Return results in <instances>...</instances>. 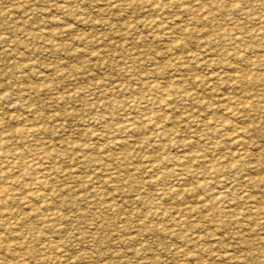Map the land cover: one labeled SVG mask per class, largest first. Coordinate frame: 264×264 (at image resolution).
Wrapping results in <instances>:
<instances>
[{
    "label": "rangeland",
    "instance_id": "obj_1",
    "mask_svg": "<svg viewBox=\"0 0 264 264\" xmlns=\"http://www.w3.org/2000/svg\"><path fill=\"white\" fill-rule=\"evenodd\" d=\"M1 151L0 264H264V0H0Z\"/></svg>",
    "mask_w": 264,
    "mask_h": 264
},
{
    "label": "bare ground",
    "instance_id": "obj_2",
    "mask_svg": "<svg viewBox=\"0 0 264 264\" xmlns=\"http://www.w3.org/2000/svg\"><path fill=\"white\" fill-rule=\"evenodd\" d=\"M259 17H260V16H259ZM260 33H261V32H260ZM1 137H3V136H1ZM18 148H19V147H18ZM13 150H14V149H13ZM33 150H34L33 152H35V149H33ZM36 150H37V149H36ZM16 151H17V150H16ZM22 151H23V150H22ZM22 151H21V152H22ZM38 151H39V150H38ZM21 152H20V153H21ZM36 152H37V151H36ZM0 153H2V151H1ZM16 153H17V152H16ZM3 154H4V152H3ZM17 154H18V153H17ZM39 154H40V153H39ZM7 155H8V154H7ZM41 155H42V154H41ZM54 155H55V154H54ZM11 156H12V155H10V157H11ZM13 156H15V155L13 154ZM13 156H12V157H13ZM16 156H18V155H16ZM24 156L27 157V155H24ZM35 156H37V155H35ZM1 157H2V156H1ZM6 157H7V156H6ZM26 157H25V158H26ZM33 157H34V156H33ZM44 157L46 158V156H44ZM19 158H20V156H19ZM30 158H31V157H30ZM21 159H24V157H23V158L21 157ZM32 159H33V158H32ZM32 159H31V160H32ZM6 160H7V159H6ZM8 160L10 161V158H9ZM8 160H7V161H8ZM15 160H17V159H15ZM27 160H28V159H27ZM34 160H35V159H34ZM12 161H13V159H12ZM2 162H3V161H2ZM19 162H20V161H19ZM19 162L17 161V163H19ZM30 162H31V161H30ZM35 162H36V161H35ZM47 162H48V161H47ZM10 163H11V162H10ZM12 163H13V162H12ZM21 163H22V162H21ZM21 163H20V164H21ZM27 163H28V161H27ZM27 163H26L25 165H27ZM33 163H34V162H33ZM2 164H3V163H2ZM8 164H9V163H8ZM13 164H15V163H13ZM20 164H19V165H20ZM31 164H32V163H31ZM31 164H30V165H31ZM36 164H37V163H35V165H36ZM9 165H10V164H9ZM19 165H18V167H19ZM51 165H52V164H51ZM12 166H13V165H12ZM12 166H11L10 168H12ZM15 166H16V165H15ZM33 166H34V165H33ZM42 166H43V165H42ZM42 166L40 165V167H42ZM2 167H3V165H2ZM13 167H14V166H13ZM21 167H23V166H21ZM25 167H26V166H25ZM35 167L37 168L38 166H35ZM0 168H1V167H0ZM23 168H24V167H23ZM1 169H2V168H1ZM3 169H4V168H3ZM6 169H7V168H6ZM16 169H17V168H15V170H16ZM27 169H29V168H27ZM30 169H31V168H30ZM37 169H39V168H37ZM42 169H44V168H42ZM32 170H33V169H32ZM39 170H40V169H39ZM5 171H6V170H5ZM9 171H10V169H9ZM11 171H12V170H11ZM34 171H35V170H34ZM34 171H33V172H34ZM36 171H37V170H36ZM36 171H35V174H36ZM42 171H43V170H42ZM45 171H47V169H46ZM52 171H54V169H53ZM58 171H59V170H57V172H58ZM28 172H29V170H28ZM40 172H41V171H40ZM5 173H6V172H5ZM53 173H54V172H53ZM8 174H9V173H8ZM28 174L31 175L30 173H28ZM49 174H52V172L49 173ZM0 175H1V174H0ZM2 175H3V174H2ZM12 175H13V174H12ZM19 175H20V174H19ZM24 175H25V174H24ZM32 175H33V174H32ZM32 175H31V176H32ZM41 175H42V172H41ZM53 175H54V174H53ZM3 176H5V175H3ZM3 176H2V177H3ZM6 176H7V175H6ZM35 176H37V174H36V175H33L32 177H35ZM43 176H44V175H43ZM45 176H46V175H45ZM51 176H52V175H51ZM51 176H49V177H51ZM47 177H48V176H47ZM53 177H54V176H53ZM3 178H4V177H3ZM8 178H10V177H8ZM15 179H16V178H15ZM15 179H14L13 182L17 181V180H15ZM20 179H21V178H20ZM24 179H26V178H24ZM24 179H23V180H24ZM30 179H31V178H30ZM33 179H34V178H33ZM33 179H32V180H33ZM44 179H45V178H44ZM54 179H55V178H54ZM2 180H3V179H2ZM8 180H9V179H8ZM23 180H22V181H23ZM4 181H5V180H4ZM25 181H26V180H25ZM35 181H36V183L39 184V185H40V184L42 185L43 183H45L44 180L41 179V176L36 177ZM45 181H46V180H45ZM56 181H57V179H56ZM59 181H60V180H59ZM19 182H20V181H19ZM33 182H34V181H33ZM46 182H47V181H46ZM30 183H31V182H30ZM61 183H62V182H61ZM6 184H7V186H8V185L11 184V183L9 182V184H8V183H6ZM26 185H27V184H26ZM41 185H40V186H41ZM47 185H49V184H47ZM50 185H51V184H50ZM63 185H64V183H63ZM7 186H6V187H7ZM32 186H34V185H32ZM40 186H39V187H40ZM44 186H45V185H44ZM20 187H21V185H20ZM27 187H28V186H27ZM41 187H42V186H41ZM45 187H46V186H45ZM2 188H3V187L1 186V189H2ZM8 188H9V187H8ZM36 188H37V187H36ZM47 188H48V187H47ZM57 188H58V187H57ZM6 189H7V188H6ZM12 189H13V188H12ZM15 189H17V188H15ZM18 189H19V188H18ZM20 189L22 190V188H20ZM37 189L39 190L40 188H37ZM37 189H36V190H37ZM44 189H46V188H44ZM53 189H54V188H53ZM59 189H60V188H59ZM13 190H14V189H13ZM29 190H31V189H29ZM29 190H28V191H29ZM40 190H41V189H40ZM48 190H49V189H48ZM48 190H47V192H48ZM5 191H6V190H5ZM7 191L10 193V192H11V187H10V191H9V189H8ZM7 191H6V192H7ZM22 191H23V190H22ZM32 191H33V189H32ZM11 193L13 194L14 192H11ZM27 193H28V192H27ZM29 193L32 194V192H29ZM33 193H34V192H33ZM0 194H1V193H0ZM12 194H11V195H12ZM19 194H20V193H19ZM19 194H18V195H19ZM31 194H30V195H31ZM15 195H16V194H15ZM27 195H28V194H27ZM32 195H33V194H32ZM3 196H4V195H3ZM3 196H2V197H3ZM6 196H7V194H6ZM34 196H35V195H34ZM8 197H9V196H8ZM15 197H18V196L16 195V196H14V198H15ZM40 197H41V196H40ZM4 198H5V197H4ZM26 198H27V197H26ZM2 199H3V198H2ZM29 199H30V198H29ZM38 199H39V198H38ZM9 200H11V198H10ZM13 200H14V199H13ZM16 200H17V199H16ZM18 200H19V199H18ZM30 200H31V199H30ZM49 200H50V199H49ZM49 200H48V201H49ZM51 200H52V199H51ZM51 200H50V201H51ZM25 201H26V200H24V201H22V202H25ZM31 201H32V200H31ZM36 201H37V200H35V202H36ZM38 201H39V200H38ZM2 202L4 203L5 201H2ZM42 202H43V201H42ZM46 202H47V201H46ZM37 204H39V203H37ZM3 206H4V205H3ZM3 206H2V207H3ZM6 206H7V205H6ZM25 206L27 207V204H26ZM2 207H1V208H2ZM8 207H9V206H8ZM17 207H18V206H17ZM33 208H34V207H33ZM33 208H32V209H33ZM37 208H38V207H37ZM37 208H36V209H37ZM51 208H52V207H51ZM9 209H10V207H9ZM36 209H35V210H36ZM39 209H40V208H39ZM44 209H46V208H44ZM6 210H7V209H6ZM1 211H2V210H0V212H1ZM36 211H40V210L37 209ZM36 211H34V212H36ZM10 212H11V211H10ZM34 212H33V213H34ZM9 214H10V213H9ZM13 215H14V214H13ZM6 216H8V215H6ZM6 216H5V218L8 219L9 217H6ZM10 216H11V215H10ZM17 216H18V215H17ZM14 217H15V216H14ZM3 218H4V217H3ZM0 219H2V218H0ZM6 219H5V222H7ZM17 219H18V218H17ZM1 224H2V223H1ZM1 239H3V237H2ZM0 241H3V240H0ZM10 246H11V245H10ZM7 248H8V246H7ZM9 250H10V249H9ZM56 250H57V249H56ZM19 251H22V248H21V250H19ZM23 251H24V250H23ZM58 252H59V251H58ZM21 254H22V253H21ZM21 256H22V255H21ZM59 258H60V256H59ZM37 261H38V260H37ZM1 262H2V261H1ZM38 262H39V261H38ZM42 263H44V262H42ZM1 264H3V263H1ZM39 264H40V263H39Z\"/></svg>",
    "mask_w": 264,
    "mask_h": 264
}]
</instances>
